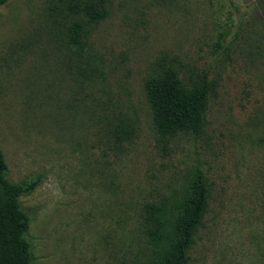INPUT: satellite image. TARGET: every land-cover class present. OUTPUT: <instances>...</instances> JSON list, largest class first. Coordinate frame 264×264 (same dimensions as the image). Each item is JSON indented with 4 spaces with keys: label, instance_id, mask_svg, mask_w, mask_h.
<instances>
[{
    "label": "rangeland",
    "instance_id": "rangeland-1",
    "mask_svg": "<svg viewBox=\"0 0 264 264\" xmlns=\"http://www.w3.org/2000/svg\"><path fill=\"white\" fill-rule=\"evenodd\" d=\"M83 1L107 14L75 51L67 7ZM161 61L213 85L200 135L159 139L143 85ZM0 150L10 183L37 180L19 197L32 264L152 261L144 206L172 207L196 172L208 212L188 264H264V0L0 5Z\"/></svg>",
    "mask_w": 264,
    "mask_h": 264
},
{
    "label": "trees",
    "instance_id": "trees-1",
    "mask_svg": "<svg viewBox=\"0 0 264 264\" xmlns=\"http://www.w3.org/2000/svg\"><path fill=\"white\" fill-rule=\"evenodd\" d=\"M9 0H0V5ZM67 10L75 19L65 27L67 48L83 50L88 26L106 17L102 2H73ZM233 22L230 23V27ZM230 34L223 27L213 44V52L227 49ZM213 85L205 76L183 82L178 70L165 61L144 82L143 90L152 113V124L161 141L180 134L198 136L203 132L204 114ZM132 131L116 125L112 134L117 142L128 140ZM7 166L0 150V264H32L30 245L25 238L29 218L21 210L19 197L33 191L37 180L13 184L6 178ZM209 190L201 172H196L172 207L149 203L144 206L143 224L148 242L156 246L153 260L146 264H188V252L208 212Z\"/></svg>",
    "mask_w": 264,
    "mask_h": 264
}]
</instances>
